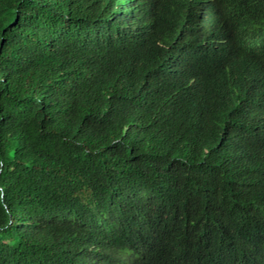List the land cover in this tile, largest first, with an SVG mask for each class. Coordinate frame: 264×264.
I'll return each mask as SVG.
<instances>
[{"label":"trees","instance_id":"1","mask_svg":"<svg viewBox=\"0 0 264 264\" xmlns=\"http://www.w3.org/2000/svg\"><path fill=\"white\" fill-rule=\"evenodd\" d=\"M141 261L264 264V0H0V264Z\"/></svg>","mask_w":264,"mask_h":264},{"label":"clouds","instance_id":"2","mask_svg":"<svg viewBox=\"0 0 264 264\" xmlns=\"http://www.w3.org/2000/svg\"><path fill=\"white\" fill-rule=\"evenodd\" d=\"M141 263H142V264H145L143 261H141ZM141 263H140V264H141Z\"/></svg>","mask_w":264,"mask_h":264}]
</instances>
